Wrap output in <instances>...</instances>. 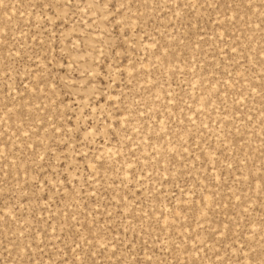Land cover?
<instances>
[{"label":"rangeland","instance_id":"obj_1","mask_svg":"<svg viewBox=\"0 0 264 264\" xmlns=\"http://www.w3.org/2000/svg\"><path fill=\"white\" fill-rule=\"evenodd\" d=\"M0 264H264V0H0Z\"/></svg>","mask_w":264,"mask_h":264}]
</instances>
